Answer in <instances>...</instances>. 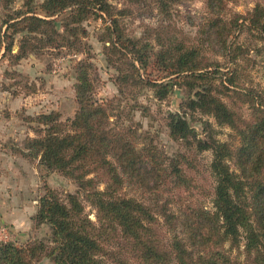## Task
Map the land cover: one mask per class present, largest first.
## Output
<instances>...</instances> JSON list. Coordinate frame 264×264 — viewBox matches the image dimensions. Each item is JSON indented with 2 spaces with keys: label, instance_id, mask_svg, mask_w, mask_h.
I'll return each mask as SVG.
<instances>
[{
  "label": "trees",
  "instance_id": "obj_1",
  "mask_svg": "<svg viewBox=\"0 0 264 264\" xmlns=\"http://www.w3.org/2000/svg\"><path fill=\"white\" fill-rule=\"evenodd\" d=\"M11 1L0 0V59L15 65L48 48H72L84 55L75 65V116L63 120L55 110L28 116L34 135L10 149L77 182L96 210V221L86 212L79 192L63 195L46 184L33 218L37 224L51 225L50 236L21 246L0 244V264H34L42 256L56 264H264V89L255 92L241 86L238 53L231 50L234 68L225 72L220 62L207 61L203 41L157 35L155 49L146 37L126 39L121 17L127 10L107 0H44L43 16L30 8L13 12ZM174 1L157 0L158 11L168 13ZM220 1L219 10L214 0L207 5L212 14L208 21L221 39L223 53L229 37L243 27L264 38V0L248 15L228 13L227 19L224 0ZM66 11L60 31L53 17ZM92 15L105 22L100 40L108 43L105 53L110 67L118 71L120 92L127 82H153L142 72L152 58L154 69L181 76L179 83L189 89L203 86L189 97L188 107L235 132L238 143L213 134L202 139L185 115L168 114L174 140L185 141L197 152L212 151L211 187L187 172L184 153L171 157L153 144L141 147L132 128L112 126L109 106L96 95L100 77L86 41L89 31L83 23ZM17 34L22 36L14 52ZM160 87L164 97L169 87ZM233 95L243 100L240 106L227 101ZM243 103L251 110L250 118L240 112ZM131 185L148 197L128 194Z\"/></svg>",
  "mask_w": 264,
  "mask_h": 264
},
{
  "label": "rangeland",
  "instance_id": "obj_2",
  "mask_svg": "<svg viewBox=\"0 0 264 264\" xmlns=\"http://www.w3.org/2000/svg\"><path fill=\"white\" fill-rule=\"evenodd\" d=\"M43 1L32 0L29 4L28 0H12L9 7L13 12L26 11L30 8L43 16L41 9ZM259 1L262 0H224L223 15L226 19L230 16L228 13L233 15L234 12L246 16L253 11ZM107 2L117 9L127 10V13L121 17L124 38L144 39L146 37L155 49H158L155 40L157 35L162 37L173 35L179 40L189 43L194 41L202 43L203 41V54L208 59L207 61L220 62V68L225 72L234 68V64L229 60L232 50L233 53H238L236 62L242 66L243 73L239 81L241 86H249L255 92L264 89V38L243 27L241 32H235L233 36L229 37L227 51L223 53L221 39L208 21L212 17L207 5L208 0H175L171 3L168 13L165 14L158 11L157 0H107ZM214 3H217L215 9L219 10L221 1L214 0ZM67 12L53 17L57 21L60 31H63L61 24L68 14ZM83 24L89 31L86 41L90 46L89 51L93 55L91 60L98 67L100 77L96 84V95L100 101L109 106L112 126L132 128L136 132L137 141L141 147L150 143L171 157L180 152L184 153L187 156L185 165L187 172L195 177L199 184L211 187L213 180L210 172L212 151L197 152L195 148L186 145L185 141L174 140L170 136L167 126L168 114L171 112L180 113L185 115L198 137L208 139L213 134L221 141L238 143L239 138L230 127L220 126L213 116L204 114L200 110L193 111L188 107L189 97L194 96V93L201 90L203 86L189 89L184 83L181 85L179 83L182 80L181 76H166L159 72L153 68V60L150 58L147 70L142 72L144 79L148 78L153 82L150 85L140 83L137 86L127 82L123 88L124 93L120 92L115 80L118 71L110 67L105 53L108 43L100 40L105 22L92 15ZM21 36L22 34L16 36L14 52L18 50ZM236 45H239L241 50H234ZM83 55L81 51L72 48H65L61 51L48 48L30 53L27 58L15 65H11L8 59H0V121H8L0 132L9 137L0 140L2 143L0 148L5 147L10 152V145L23 142L25 139L23 130L31 132L30 124L27 122L28 116L53 110L61 112L63 120L75 116L78 108L75 65ZM124 67L126 70L125 64ZM7 71H16L19 74L12 75ZM154 83L159 86H154ZM166 84L169 87L168 93L161 97L160 86ZM110 101L112 102L110 103ZM227 101L233 106H240L243 100L233 95L227 98ZM240 112L245 118L251 117V110L246 103H243ZM10 134L12 135L10 136ZM5 160L6 158H3V163ZM30 163L37 170L35 182L33 185H28L29 189H26L25 193L22 192L21 195L22 208L27 209V215H25L27 220L30 216L28 211L31 212L33 206L35 207V211L30 216L32 223L27 224V220L26 223L10 221L4 223L1 222L3 217L1 215L0 227H7L11 235L4 239L0 233V244L12 243L21 246L31 241L47 239L50 236L51 225L48 222L37 224L33 218L37 212L38 199L45 193L46 184L63 195L79 192L80 198L84 200L86 212L91 219L96 221V210L83 198L77 182L58 172L48 171L43 166ZM7 169L12 171L10 165ZM7 169L5 174H8ZM29 169L34 170L33 168ZM0 170L2 171L3 168L1 167ZM29 173L28 170H24V175ZM0 175L2 176V172ZM126 191L128 194L140 198L148 197L147 193L132 185L128 186ZM8 193L10 194V192ZM0 196V204L2 207H6L8 205L7 190H0ZM34 264L56 263L51 257L42 256L35 259Z\"/></svg>",
  "mask_w": 264,
  "mask_h": 264
},
{
  "label": "crops",
  "instance_id": "obj_3",
  "mask_svg": "<svg viewBox=\"0 0 264 264\" xmlns=\"http://www.w3.org/2000/svg\"><path fill=\"white\" fill-rule=\"evenodd\" d=\"M5 123H8V121H0V130L4 127ZM30 131L31 132H26V130H23L24 138L28 135H34L31 129ZM11 135L12 134H10V136ZM3 138L7 139L9 137L4 134H1L0 132V140H3ZM19 144H22V142ZM0 146H2V143H0ZM3 158H6L4 163ZM9 165L10 170H12L11 172L8 171L9 169H7L9 168ZM1 167L3 168V170H0V173L2 172V176L0 175V190H7L8 194V197L6 198L8 199V205H5L6 207H2V205L0 204V217L1 215H3L1 222L7 223L8 221H10L17 223H26L27 218L25 215H27V209L22 208L23 200L21 194L22 192L24 194L26 189H29L28 185H33V182H35V174L37 173V170L26 158H24L23 156L15 155L12 153V151L9 152V150L5 147L0 148V169ZM29 168H33L34 170L32 171ZM6 169L8 171V174H5ZM24 170H28V173H30L24 175ZM8 192H10V194ZM34 211L35 207L33 206L31 212L28 211L29 215L31 216ZM30 216L27 220V224L29 225L32 223Z\"/></svg>",
  "mask_w": 264,
  "mask_h": 264
},
{
  "label": "built area",
  "instance_id": "obj_4",
  "mask_svg": "<svg viewBox=\"0 0 264 264\" xmlns=\"http://www.w3.org/2000/svg\"><path fill=\"white\" fill-rule=\"evenodd\" d=\"M0 233H1L2 238H4V239L9 238L11 235L9 230L5 226L0 227Z\"/></svg>",
  "mask_w": 264,
  "mask_h": 264
}]
</instances>
